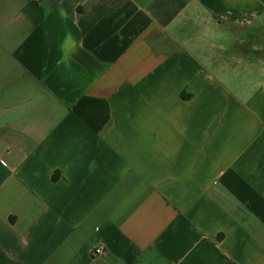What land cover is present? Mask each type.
I'll return each mask as SVG.
<instances>
[{
	"label": "crops",
	"instance_id": "1",
	"mask_svg": "<svg viewBox=\"0 0 264 264\" xmlns=\"http://www.w3.org/2000/svg\"><path fill=\"white\" fill-rule=\"evenodd\" d=\"M0 264H264V0H0Z\"/></svg>",
	"mask_w": 264,
	"mask_h": 264
},
{
	"label": "built area",
	"instance_id": "2",
	"mask_svg": "<svg viewBox=\"0 0 264 264\" xmlns=\"http://www.w3.org/2000/svg\"><path fill=\"white\" fill-rule=\"evenodd\" d=\"M101 253V249H95V254L99 255Z\"/></svg>",
	"mask_w": 264,
	"mask_h": 264
}]
</instances>
